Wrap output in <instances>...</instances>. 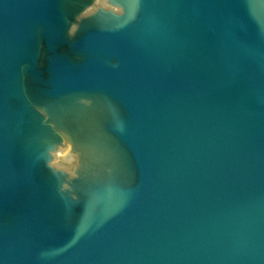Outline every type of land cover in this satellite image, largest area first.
<instances>
[{
    "label": "water",
    "instance_id": "obj_1",
    "mask_svg": "<svg viewBox=\"0 0 264 264\" xmlns=\"http://www.w3.org/2000/svg\"><path fill=\"white\" fill-rule=\"evenodd\" d=\"M0 264H264V0H0Z\"/></svg>",
    "mask_w": 264,
    "mask_h": 264
}]
</instances>
